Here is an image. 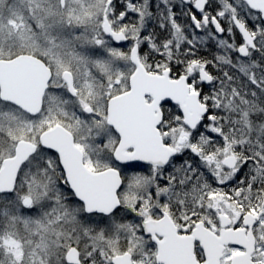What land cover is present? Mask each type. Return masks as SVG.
I'll return each instance as SVG.
<instances>
[{"label":"snow or ice","instance_id":"1","mask_svg":"<svg viewBox=\"0 0 264 264\" xmlns=\"http://www.w3.org/2000/svg\"><path fill=\"white\" fill-rule=\"evenodd\" d=\"M0 264H264V0H0Z\"/></svg>","mask_w":264,"mask_h":264}]
</instances>
